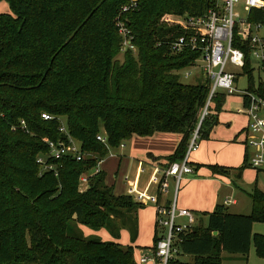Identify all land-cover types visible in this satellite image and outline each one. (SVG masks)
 Masks as SVG:
<instances>
[{
	"label": "trees",
	"instance_id": "trees-1",
	"mask_svg": "<svg viewBox=\"0 0 264 264\" xmlns=\"http://www.w3.org/2000/svg\"><path fill=\"white\" fill-rule=\"evenodd\" d=\"M131 1L0 0L10 8L0 13V264H137L134 246L118 240L128 230L135 243L143 206L115 194L103 171L94 172L99 161L134 136L156 133L182 136L167 158L180 161L195 133L207 140L219 123L226 94L212 98L202 120L210 82L183 83L178 74L200 53L174 51L172 43L191 33L182 22L165 20L203 16L214 1L137 0L135 10L123 12ZM250 21L264 24V10H254ZM119 22L130 30L136 54L122 50ZM235 46L245 51L248 91L264 98V84L255 89L251 83L249 48L238 41ZM44 113L53 119L44 120ZM61 118L88 156L49 160L56 175L37 159L48 154L47 141L66 139ZM100 134L109 147L97 139ZM84 173L89 183L81 192ZM249 196L250 215L232 214L223 205L201 214L207 223L181 235V255L191 262L177 258L172 264H221L224 252L246 259L253 223H264V192L255 188ZM81 227L106 230L114 241L86 236ZM254 241L263 258L264 237Z\"/></svg>",
	"mask_w": 264,
	"mask_h": 264
},
{
	"label": "built area",
	"instance_id": "built-area-1",
	"mask_svg": "<svg viewBox=\"0 0 264 264\" xmlns=\"http://www.w3.org/2000/svg\"><path fill=\"white\" fill-rule=\"evenodd\" d=\"M213 1L214 7L203 16L184 15L182 17L184 30L190 32L191 35L181 36L172 43L173 50L176 52L190 48L200 53V57L191 68L200 69L211 86L203 117L207 114L211 100L217 93L223 92L227 95L241 93L236 88L238 74L228 71L229 65L241 69L245 66V51L235 46L236 41L249 48L251 56L258 61L259 67L264 70V36L260 35V32L264 30L263 23L250 21L254 10H264V0ZM137 6V0H132L130 5L124 7L123 12L135 10ZM242 6L246 10L245 16L240 11ZM118 28L119 35L123 38L122 50L129 49L136 53L137 48L132 43L133 37L130 30L123 22L118 23ZM192 76V72H186L183 77L190 79ZM242 93L245 94L248 101V105L245 106V114L248 116L245 134V144L249 150L248 165L257 171H264V98L247 91ZM42 118L52 120L53 116L44 113ZM21 126L26 127L24 121L21 122ZM60 131L66 135V139L56 142L47 141L48 154L41 155L37 159V163L44 171H54L56 175H58L57 168L54 164L49 163V160H58L66 156L82 161L88 156L81 150L80 144L70 136L65 124L61 126ZM97 139L109 147L107 137L104 134H100ZM198 141V133H195L182 160L169 163L164 168L157 167L144 191L137 190L135 185L127 188L128 195L138 204L156 206L157 225L161 230L154 253L151 256H143L140 259V264H172L182 254V233L190 232L198 223L197 215L194 212L177 208L180 183L185 176L194 173L190 164V157L198 149ZM121 147H124L123 143ZM99 171L97 166L94 172L98 173ZM171 179L174 180L172 200L169 206L165 203L162 205L160 195L167 196L170 194ZM88 183V174L84 173L80 178V186ZM149 188H153L154 192L149 193ZM228 203H233V201Z\"/></svg>",
	"mask_w": 264,
	"mask_h": 264
},
{
	"label": "rangeland",
	"instance_id": "rangeland-1",
	"mask_svg": "<svg viewBox=\"0 0 264 264\" xmlns=\"http://www.w3.org/2000/svg\"><path fill=\"white\" fill-rule=\"evenodd\" d=\"M244 2V0H242ZM241 7L240 11L243 16L246 15V10ZM10 12V8L8 3L1 2L0 3V13H7ZM166 21H172L174 23L182 22V18L175 17V16H168L165 18ZM264 28V24H263ZM261 36H264V30L260 32ZM245 47H247L245 45ZM136 54V53H135ZM251 64H252V85L255 89L259 87L260 84H264V70L258 69L259 64L257 63L256 59L252 56L251 57ZM228 71L234 72L238 74V81L236 82V88L241 91V93L235 94V95H227L226 93V101L222 108V111L219 113V121L225 128L232 130L237 128L238 132H245L246 125H247V117L245 115V105H244V93L249 89V75L245 74L243 69L239 67H235L232 65L228 66ZM186 72H192L193 76L190 79H185L183 76ZM178 74L180 75V79L183 83H197L200 80H203L204 75L201 73L200 69H185L182 71H178ZM198 80V81H197ZM204 114V112H203ZM203 117V116H202ZM65 124V121L63 118H61V125L63 126ZM164 136V135H161ZM174 138H179L177 142H175V146H173V152L172 154H167V156L163 157H169L175 154L179 143L182 140V137L179 134L174 133ZM138 138H145V137H138ZM156 138L157 137H147V139H144V142L137 140H134L132 138L130 141H128L127 148L125 150V154L123 157L120 156V153L123 154V151H120V149H111L109 154L102 160L101 164V170L104 173L105 176V182L110 187H115L117 192H125L127 193V189L124 188L123 183L125 182L128 186L134 185V182L136 181L137 176V168L136 163L134 165V162L136 159H138V155L145 154L147 152H152L151 149H154L156 145ZM179 141V143H178ZM201 141H198L200 144ZM126 143V142H124ZM124 148V147H123ZM169 147L166 150H163V153H168ZM196 153H192L191 157L192 160L195 158ZM243 169L238 170L237 172H233L232 174V185L233 188L236 190L237 187H240L243 191H239L237 193V196H240L242 198V207L237 211L240 213L239 215H250L252 211V201L249 196V194L255 189L258 188L262 192H264V171H257L252 169L248 165V161L246 160L245 163L243 161ZM240 172H243V175L239 177ZM257 173L259 174L257 176ZM150 172L144 174L142 178V186L140 187V190L143 191L145 188V185H147V181L149 179ZM127 186V188H128ZM174 188V185L171 186L170 192L171 195L167 198L172 196V190ZM239 188V189H240ZM86 189H81V192H84ZM240 192L242 195H240ZM236 194V193H235ZM235 209L233 207H229L230 213H235ZM156 207L154 205L146 204L139 212L138 218H139V229H138V239L136 242V248L134 253V259L137 264H140V259L143 256H151L154 253L155 249V237L159 238V234L161 232L160 228L157 225L156 220ZM198 220H204V217L201 214H196ZM206 219V218H205ZM204 223H207V219L204 220ZM83 232L86 236L89 237H99L102 239L101 236L97 234V232L92 231L86 227H81ZM91 232V233H89ZM122 237L119 240V243L123 246H128L132 243V237L131 233L127 230L122 233ZM252 234L253 238L251 240L250 250L248 255L246 256V259L243 258L241 254H235L231 255L227 252H224L222 254V262L221 264H264V257L261 258L256 251L255 247V241L254 236L255 235H261L264 237V223L263 222H254L252 226ZM110 235V234H109ZM111 236V235H110ZM106 238V237H104ZM112 238V236H111ZM111 238L108 241H114ZM104 241H106L104 239ZM179 259L183 262H191L192 258L188 255H180Z\"/></svg>",
	"mask_w": 264,
	"mask_h": 264
},
{
	"label": "crops",
	"instance_id": "crops-1",
	"mask_svg": "<svg viewBox=\"0 0 264 264\" xmlns=\"http://www.w3.org/2000/svg\"><path fill=\"white\" fill-rule=\"evenodd\" d=\"M258 69L261 70L259 66ZM247 92L250 91L247 90ZM244 99H245V95H244ZM244 105H245V100H244ZM246 117H247L246 126H248V116L246 115ZM229 127L231 126L229 125ZM229 127L225 128L223 124H221L219 121L218 125L215 126L212 132L210 133L209 138L207 140H203L200 142L198 149L196 150V152H194L196 153L195 158L192 160V157H190V164L194 169V173L185 176L180 183V189L177 198V208L188 209L194 212L195 214H208V213H212L217 207V205H223L228 209V211H229V207H233L236 210L235 213L233 214H237V215L240 214L237 211L242 207V201H241L242 198H240V196H237V193L243 190L240 187H237L236 185L235 187L237 189L235 190L233 188L232 185L233 183L231 178L233 172H237L238 170L243 169L242 167L243 161L245 163V159L247 160L249 150L245 144L246 129L245 132H238L237 128L232 130L231 128L229 129ZM173 135L174 133L154 134L151 137L154 138L157 137V138L154 149L151 148L149 149L152 150V152L150 151L145 154L138 155L137 157L138 159H136V161L134 162V165L136 163V168H137V176L134 185L136 186L137 190L141 191L140 187L142 186V178L144 174L150 172L147 185H145L144 188L145 190L146 187L148 186V182L151 178V175L156 171V168L157 167L164 168L168 165L169 163L167 161L168 157H163V156H167V154L169 155L172 154L174 148L173 146H175L174 145L175 142L179 140V138H174ZM138 137L139 136H134L132 138H134V140L138 139L139 141L142 142H144V139H147V137L143 139ZM128 141H126V143H123L124 148L121 146L118 148L120 149V151H123V154L120 153L121 157H123V155L125 154ZM168 147H169V150L167 151L168 153H163L162 151L166 150ZM102 162L103 161H101L98 165L100 171H102L101 170ZM212 167L225 168L229 170V173L226 175L219 174L217 173V171L213 170ZM242 175L243 172H240L239 177H241ZM258 175L259 174L257 173V176ZM170 185L171 186L174 185L173 179L170 180ZM123 186L125 189H127L128 185L124 182ZM81 187L86 188L88 187V184L83 185ZM113 189L117 196L128 195V193L125 192H121V193L117 192L115 187H113ZM152 192H154L153 188L151 189L149 188V193ZM173 193H174V188L172 190L171 197L167 198L168 196L171 195V192L167 196L160 195L161 204L163 205L165 203L167 206H169L173 197ZM240 195H242L241 192ZM230 201H233V203H228ZM142 206L144 207L145 205ZM140 210L141 209H139L137 212L138 229L140 226L139 218H138ZM204 220L206 219L204 218ZM204 220H200V221L204 223ZM200 221L198 220V223ZM125 231L127 230H123L121 232V237L123 235L122 233ZM97 234L102 237V240L105 239L106 241H108L109 239L107 238H111V236L106 230H101L97 232ZM130 245L134 246V248H136L137 246L136 242L131 243Z\"/></svg>",
	"mask_w": 264,
	"mask_h": 264
},
{
	"label": "water",
	"instance_id": "water-1",
	"mask_svg": "<svg viewBox=\"0 0 264 264\" xmlns=\"http://www.w3.org/2000/svg\"><path fill=\"white\" fill-rule=\"evenodd\" d=\"M204 115V114H203ZM202 120H203V117H202ZM214 235H217V233H214Z\"/></svg>",
	"mask_w": 264,
	"mask_h": 264
}]
</instances>
